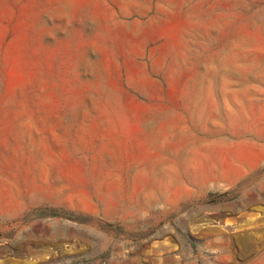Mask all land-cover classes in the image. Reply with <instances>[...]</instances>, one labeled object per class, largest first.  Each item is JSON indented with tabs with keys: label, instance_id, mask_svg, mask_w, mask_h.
Returning a JSON list of instances; mask_svg holds the SVG:
<instances>
[{
	"label": "rangeland",
	"instance_id": "1",
	"mask_svg": "<svg viewBox=\"0 0 264 264\" xmlns=\"http://www.w3.org/2000/svg\"><path fill=\"white\" fill-rule=\"evenodd\" d=\"M0 264H264V0H0Z\"/></svg>",
	"mask_w": 264,
	"mask_h": 264
},
{
	"label": "trees",
	"instance_id": "2",
	"mask_svg": "<svg viewBox=\"0 0 264 264\" xmlns=\"http://www.w3.org/2000/svg\"><path fill=\"white\" fill-rule=\"evenodd\" d=\"M50 212L51 216H62L68 219H76L78 218V215L75 214L74 212H69V211H58L56 209H41L38 211V214L42 216L45 212Z\"/></svg>",
	"mask_w": 264,
	"mask_h": 264
}]
</instances>
